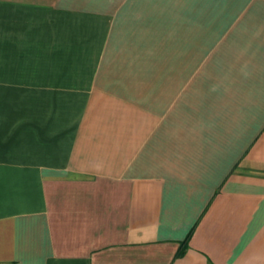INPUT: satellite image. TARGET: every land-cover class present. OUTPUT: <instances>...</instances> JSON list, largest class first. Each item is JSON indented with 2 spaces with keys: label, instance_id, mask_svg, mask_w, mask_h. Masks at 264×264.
Wrapping results in <instances>:
<instances>
[{
  "label": "crops",
  "instance_id": "crops-1",
  "mask_svg": "<svg viewBox=\"0 0 264 264\" xmlns=\"http://www.w3.org/2000/svg\"><path fill=\"white\" fill-rule=\"evenodd\" d=\"M0 264H264V0H0Z\"/></svg>",
  "mask_w": 264,
  "mask_h": 264
}]
</instances>
